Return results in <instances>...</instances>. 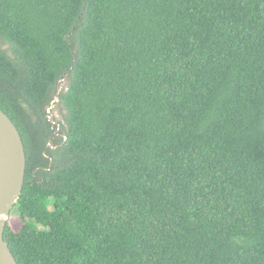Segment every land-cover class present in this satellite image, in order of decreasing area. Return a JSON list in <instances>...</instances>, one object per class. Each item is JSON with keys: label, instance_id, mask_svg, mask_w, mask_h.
<instances>
[{"label": "trees", "instance_id": "trees-1", "mask_svg": "<svg viewBox=\"0 0 264 264\" xmlns=\"http://www.w3.org/2000/svg\"><path fill=\"white\" fill-rule=\"evenodd\" d=\"M0 108L18 264H264V0H0Z\"/></svg>", "mask_w": 264, "mask_h": 264}, {"label": "water", "instance_id": "water-1", "mask_svg": "<svg viewBox=\"0 0 264 264\" xmlns=\"http://www.w3.org/2000/svg\"><path fill=\"white\" fill-rule=\"evenodd\" d=\"M26 155L17 127L0 108V264H18L3 233L24 184Z\"/></svg>", "mask_w": 264, "mask_h": 264}, {"label": "rangeland", "instance_id": "rangeland-1", "mask_svg": "<svg viewBox=\"0 0 264 264\" xmlns=\"http://www.w3.org/2000/svg\"><path fill=\"white\" fill-rule=\"evenodd\" d=\"M66 85V79H61L58 85V93L64 91L66 89ZM46 112L49 113L47 115L49 116V118H51V120L60 121L63 123L64 110L58 102L56 96H54L53 100L50 101L48 111ZM7 223L10 224L13 229H17L20 226V220L17 218V212L14 209L11 210Z\"/></svg>", "mask_w": 264, "mask_h": 264}]
</instances>
